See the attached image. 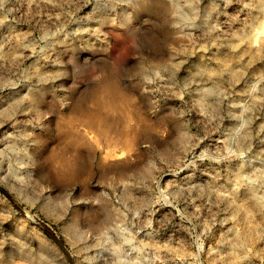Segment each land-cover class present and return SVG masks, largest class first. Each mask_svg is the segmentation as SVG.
<instances>
[{
    "label": "clouds",
    "instance_id": "9594fccd",
    "mask_svg": "<svg viewBox=\"0 0 264 264\" xmlns=\"http://www.w3.org/2000/svg\"><path fill=\"white\" fill-rule=\"evenodd\" d=\"M26 2L30 13L34 12L31 19L35 20L34 32L38 35L28 32L13 38L15 45L12 39L0 42V129L5 125L12 128V131L5 130L0 134V189L4 190L0 192V264H67L53 246H67L76 258V264H157V261L166 264L170 257H161L163 247L154 249L143 241L130 244L124 240L118 249L120 256H116L109 246L108 233L116 232L121 224L128 225L136 234L145 233L147 239L154 238L159 232V228L153 227L157 204L161 207L170 205L182 221H187V231L195 244V253L190 254L189 264H234L235 247L229 234L238 233L241 227L250 233H259L264 239V138L260 137L264 132V121L258 125L256 133L261 148L256 154L247 155L251 152L253 139L250 125L259 119L257 113L264 108V88L261 87L264 68L258 69L260 75L254 74L253 80L248 81L252 93L256 94L247 102L250 106L230 105L244 107L242 115H251L240 125L241 131L245 128L248 131L233 145L227 157L223 154L211 157L196 154L195 149L202 141L194 135L188 148L161 159L156 148L165 142L168 133H144L139 115L135 121L126 122L123 118L129 110L140 108L147 119H158L157 114L151 112L153 97L148 93L161 91V82L175 81L184 70L188 61L180 57L187 50L179 41L191 36L192 47H198L196 40L199 39L210 50L212 34L223 32L219 16L228 15L221 12V3L225 9L232 4L240 5L237 14L229 16L226 21L229 31L225 39L239 36L248 51H264V34L259 43H255L256 31L264 27V0ZM11 4L12 0H0V28L7 22V16L18 11L9 7ZM193 31H201L203 35L192 36ZM132 40H135L138 52L130 53L128 59L118 66L117 57ZM55 45L60 47L53 51ZM6 46L16 51L5 53ZM229 46L232 52H239L240 46L231 41ZM20 49H27L32 55L50 61L57 70L45 75L39 70L26 72L20 67L26 58ZM84 55L91 56L87 63ZM161 57L167 58L166 63H159ZM200 67L199 63H194L186 71L191 76H199ZM192 82L195 83V79ZM237 82L229 81L230 86ZM21 84L27 87L22 95L4 94L6 89L15 92ZM46 84L52 87L46 90L42 87ZM46 92H51L60 109L111 116L117 135H137L135 151L119 160L102 161V153L94 145L87 141L77 143L82 139L79 132L81 122H75L64 136H59L57 126L43 124L44 114L37 110ZM121 96L134 103L121 106ZM69 138L72 143L64 144ZM54 143L57 144L56 150L49 155L48 149ZM206 159L208 167L240 159V169L247 165L254 175L260 177V182L241 193L239 182L234 184L232 179L219 184L224 178L216 172L210 185L181 187L176 181H169L161 188L160 181L167 172L178 176L184 169L196 168L198 161ZM145 162H150L154 170L151 184L138 183L135 179L136 171ZM257 162L259 167L254 168ZM205 174L210 173L206 171ZM41 180L42 184L38 183ZM141 188H146L148 195L142 192L132 194ZM73 190L74 195H68ZM46 191H49L47 197ZM58 193H64V199L55 200ZM98 193H102L99 199L96 198ZM162 193H168L170 198L165 199ZM6 194L14 197L26 213H31L18 221L14 232L4 230V222L16 215L10 207L5 215ZM241 200L243 208L237 203ZM197 201L201 203L197 204ZM181 204L183 210L179 207ZM118 205L124 211H120ZM189 206L194 211L189 213ZM241 211L245 213L243 216ZM113 213L116 214L112 221L115 228L105 223ZM125 213H131V221ZM142 214L146 216L142 217ZM173 219L169 213L159 221L160 228L167 227ZM69 225L77 230L66 233ZM217 225L222 229L231 225L220 232L219 239L213 234ZM34 226L43 227L44 233H49L48 243L36 237ZM197 228L201 229L199 233ZM128 235L133 233L130 231ZM209 239L215 242L205 249L204 241ZM249 242L254 245L256 237L250 235ZM250 255L251 249L248 250Z\"/></svg>",
    "mask_w": 264,
    "mask_h": 264
},
{
    "label": "rangeland",
    "instance_id": "374dc122",
    "mask_svg": "<svg viewBox=\"0 0 264 264\" xmlns=\"http://www.w3.org/2000/svg\"><path fill=\"white\" fill-rule=\"evenodd\" d=\"M207 2L208 0H205V3ZM9 7L16 8L18 11H13L11 15L6 17L7 22L0 28V42H5L6 39H12V43L15 45L16 40L13 38H19L28 32H33L34 35H38V33L34 32L36 28L35 20L31 19L34 12L30 13L26 0H12V4ZM239 7L240 5L238 4H232L225 9L223 3L220 4L221 12H227L228 15L219 16L218 22L222 25L223 32L212 34L213 46L210 50L206 49L204 44L200 43L199 39L196 40L198 47H192L191 36L179 41L187 50L186 54L180 57L188 61L184 66V70H181L175 81L161 82L163 86L161 91L148 93L149 96L153 97L151 100V112L156 113L158 119L155 121L147 119L142 114L140 108H136L134 111L129 110L123 117L126 122L129 120L135 121L137 115H139L143 122L144 133H155L158 135L165 132L168 133V136L165 137V142L157 145L156 148L161 159L178 153L180 149L188 148L193 143L194 135H198L202 141L199 147L195 149L196 154L203 153L207 157L223 154L227 157L233 145L248 131L247 128L243 131L240 130V125L246 123L247 116L251 115V113L242 115L244 113V107H249L250 105L247 102L251 99L252 95H256L252 93V86L248 81L253 80L254 74L260 75L258 69L264 68V51H248L247 45L243 44L239 36H229L228 39H225V34L229 31L226 21L229 16L237 14ZM213 18L216 19L215 15ZM241 18H243V14H241ZM262 34H264V27L256 31V44L259 43ZM202 35L203 33L201 31L192 32V36L195 37H201ZM29 40H31V37H29ZM230 41L233 45L240 46L238 53L232 52L229 46ZM25 43H28V41H25ZM59 47V45H55L53 51H56ZM4 51L5 53H11L16 51V49L6 46ZM19 51L26 57L20 65L26 72L31 73L34 70H39L42 75H45L57 70L50 61L32 55L29 50L20 49ZM136 52H138L136 42L132 40L130 46L125 47L120 52L117 57V65L119 66L120 63L128 59L130 53ZM90 59V55H84L85 63ZM166 60V57H161L159 63L164 64ZM194 63L201 65L200 75L195 77L189 75L186 71ZM244 73L246 75H243ZM241 75H243V79H240ZM193 79H195V83L192 82ZM230 80H237L238 82L230 86ZM42 87L47 90L52 85L46 84L42 85ZM261 87L264 88V84ZM25 91H27L26 85L21 84L15 92L6 89L4 94L15 95L19 93L22 95ZM119 103L123 106L134 103V101L126 97V100L119 101ZM233 104L243 105L244 107H230ZM37 110L44 114L43 124L54 123L57 126L59 136H64L66 130L75 122H81L79 132L82 139L78 140L77 143L83 144L87 141L89 144L94 145L95 149L99 153H102L101 159L104 162L119 160L128 155L129 152H134L137 147V135L120 136L116 134L115 125L112 123L111 116L105 117L86 112H72L68 109H60L59 105L54 102L51 92H46L44 101L38 106ZM257 115L259 119L250 125L253 139L251 140V152L247 154L248 156L258 153L261 148L259 138H256V133L258 125L264 121V108ZM91 119L98 121L100 127L97 124L93 125ZM88 124H92L93 126L89 127ZM5 130L12 131V128L10 125H5L4 129H0V134H3ZM260 137L264 138V132L260 133ZM71 142L72 140L69 138L64 141V144H70ZM56 147L57 144L54 143L48 149L49 155L56 150ZM240 163V159H231L230 163L225 161L220 165L208 167L209 161L207 159L203 162L198 161L196 168H186L178 176L167 172L160 181V185L163 188L169 181H176L181 187H189L190 185L203 187L212 184V176L216 172H219L220 176L224 178L218 182L219 184H224L226 179H232L234 184L239 182V191L244 193L250 187L256 186L260 182V177L254 175L252 169L247 165L241 170L239 167ZM157 167H159V162H157ZM253 167H259L258 162L254 163ZM213 168L215 171L212 170ZM206 171L210 174L206 175ZM193 173L194 176L192 175ZM153 175L154 170L152 164L145 162L136 171L135 179L138 183L151 184ZM38 183L42 184V180ZM43 186L48 188L47 185ZM0 192H4V190L0 189ZM141 192L148 195L146 188L135 189L132 194L136 195ZM48 195L49 191H46L45 196L47 197ZM68 195H74V190ZM101 195L102 193H98L96 198L99 199ZM162 195L165 199L170 198L168 193H162ZM64 196V193H58L54 199L60 201L64 199ZM5 199L7 201L3 205L5 215L8 214L7 209L9 207L16 215L4 222V230L6 232H14L16 231L18 221L21 218H26L28 215H31V213H26L24 207L14 197L6 194ZM200 203V201H197V204ZM237 203L242 208L245 207L242 200L237 201ZM221 206L223 207V205ZM117 207L120 208V211H124L122 206L118 205ZM129 207H131V204H129ZM179 207L181 210L184 209L183 204L179 205ZM156 209L158 211L154 210L153 227L159 228V232L154 238L147 239L145 233L141 232L136 234L135 230L128 225L121 224L116 232L108 233L110 238L109 246L112 252L116 256H120L118 249L124 240H128L130 244L143 241L145 244L152 245L154 249L163 247L165 250L160 253L161 257H170L166 261V264H189L190 254L195 253V244L187 231L189 227L187 221H182L176 209L170 205L161 207V205L157 204ZM187 211L190 213L194 209L189 206ZM169 213L174 217L172 223L167 225V227L160 228L159 221H162ZM125 214L128 220L131 221V213ZM244 214V211H241L240 215L243 216ZM115 215L113 213L105 221L106 224L114 228L116 225L112 224V221L115 219ZM143 216H146V214H142ZM230 226L228 225L226 227ZM44 227H47V225L45 224ZM226 227L222 229L220 225H217L213 229L215 239H219L220 232L226 230ZM34 230L37 238L44 243H48L49 233H44L43 227L34 226ZM76 230L72 225H69L65 231L66 233H72ZM130 231L133 233L132 236L128 235ZM200 231V228L196 229L197 233ZM250 235L256 237L254 245L249 242ZM229 236L232 238V243L235 247L234 264H264V254H262L264 253V239L260 237L259 233H250L245 227H241L238 233H230ZM214 242L211 239L205 240V249H207L210 243ZM53 247L54 251H57L66 260L67 264H76V258L71 255L67 246H60L59 248ZM127 247L128 245H125V248ZM249 249H251L250 256H248ZM157 264H160V262L157 261Z\"/></svg>",
    "mask_w": 264,
    "mask_h": 264
},
{
    "label": "bare ground",
    "instance_id": "6f19581e",
    "mask_svg": "<svg viewBox=\"0 0 264 264\" xmlns=\"http://www.w3.org/2000/svg\"><path fill=\"white\" fill-rule=\"evenodd\" d=\"M124 100H126V97L121 96L120 101H124ZM128 102H129V101H128ZM121 104H122V103H121ZM100 121H101V120H100ZM91 122H92L93 125H94V124H97V125L99 126V124H98L99 122H98V121H96V120H92V119H91ZM91 122H90V123H91ZM101 122H102V121H101ZM88 125H89V124H88ZM93 125H92V126H93ZM99 127H100V126H99ZM101 127H102V126H101ZM100 129H101V128H100ZM71 143H72V142H71Z\"/></svg>",
    "mask_w": 264,
    "mask_h": 264
}]
</instances>
